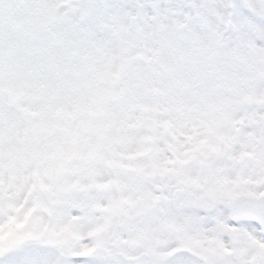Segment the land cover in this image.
Wrapping results in <instances>:
<instances>
[{
  "label": "snow or ice",
  "instance_id": "snow-or-ice-1",
  "mask_svg": "<svg viewBox=\"0 0 264 264\" xmlns=\"http://www.w3.org/2000/svg\"><path fill=\"white\" fill-rule=\"evenodd\" d=\"M0 264H264V0H0Z\"/></svg>",
  "mask_w": 264,
  "mask_h": 264
}]
</instances>
